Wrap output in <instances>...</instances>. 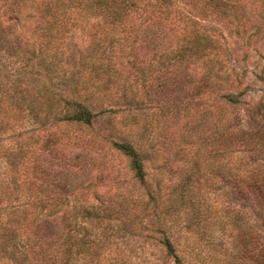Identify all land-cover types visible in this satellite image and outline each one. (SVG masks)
Masks as SVG:
<instances>
[{
    "label": "trees",
    "instance_id": "obj_1",
    "mask_svg": "<svg viewBox=\"0 0 264 264\" xmlns=\"http://www.w3.org/2000/svg\"><path fill=\"white\" fill-rule=\"evenodd\" d=\"M91 19L98 22L90 24ZM199 20L222 23L237 33L253 24L248 41L257 37L264 42V0H0V264H108L109 248L91 240L88 232L81 238L77 228L82 216L98 220L100 208L68 209V202L76 199L92 175L95 155L87 146L90 141L63 133L46 136L40 126L20 130L21 115L40 119L41 124L92 128L108 110L103 105L95 112L91 97L121 77L127 58L134 66L147 64L151 74H159L157 95L179 96L183 101L186 90L202 89L225 63L226 55L214 53ZM80 24L86 26L77 41ZM73 50L81 54L72 67ZM197 62L205 72L196 85L190 66ZM37 74L46 78L34 82ZM244 75L236 73L238 88L222 95V104H247ZM257 78L264 83V66ZM58 81L70 86L67 94L57 91ZM208 116L216 121L212 112ZM251 119L257 121L256 127L242 142L230 135L240 123L219 120L228 154L246 151L256 157V150L264 152V102ZM196 123L189 120L187 132ZM254 137L263 140L248 146ZM139 147L112 144L131 161L136 179L152 192L144 170L146 152ZM236 163L230 159L226 164L228 186L247 197L251 206L240 217L225 212L226 225L239 222L238 252L252 264H264V159ZM158 222L148 237L156 240L164 264L165 260L199 263V248L180 247L173 227L164 219Z\"/></svg>",
    "mask_w": 264,
    "mask_h": 264
},
{
    "label": "rangeland",
    "instance_id": "obj_2",
    "mask_svg": "<svg viewBox=\"0 0 264 264\" xmlns=\"http://www.w3.org/2000/svg\"><path fill=\"white\" fill-rule=\"evenodd\" d=\"M177 7L191 12L183 4ZM199 21L206 27L210 43L207 42L214 53L226 55L225 63L214 79L203 83L202 89L186 90L182 94L186 97L183 101H179V96L157 95L159 74H151L147 64L134 66L127 58L121 77L113 78L102 94L91 97L95 112L103 105L108 110L92 128L54 125L52 121L41 124L40 119L21 115L20 130L40 126L46 136L59 137L63 133L90 141L87 146L95 155L92 175L76 199L68 202V209L78 207L82 212L92 206L100 208L96 211L100 216L98 220L90 222L82 216L77 228L81 238L88 232L91 240L101 241L109 248L108 264H164L162 253L155 246L156 240L148 237L160 219L173 227L180 247L191 244L199 248L197 264H252L238 252L235 239L239 222L232 227L226 225L225 212L230 210L240 217L249 212L251 206L247 197L228 186L226 164L230 159L238 165L261 160L264 152L256 150V157H250L246 151L228 154L220 122L234 119L240 124L230 135L237 142L249 140L246 134L257 122L251 118L259 115L264 102V83L257 78L264 66V42L257 37L248 41L255 31L253 24L246 29L241 27L237 33L216 21ZM95 22L98 20H90V24ZM84 26H79L77 41L84 34ZM209 44L206 45L208 50ZM73 51L76 54L69 55L72 67L78 65L81 54L80 50ZM190 68L195 71L194 84L197 85L204 67L197 62ZM236 73L246 75L243 79L247 86L244 98L247 104L232 107L222 104V95L236 92ZM44 77L37 74L34 82ZM63 84L58 81L55 88L67 94L70 86ZM208 111L214 114L215 122L209 120ZM23 114L26 116L28 110ZM191 119L199 123L187 132L185 125ZM252 140L254 142H249L248 146L263 139L254 137ZM116 141L144 149V170L152 192L136 179L131 161L112 148ZM165 261L172 264L170 260Z\"/></svg>",
    "mask_w": 264,
    "mask_h": 264
}]
</instances>
